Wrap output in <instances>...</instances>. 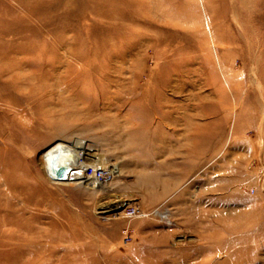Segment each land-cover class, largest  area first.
I'll return each mask as SVG.
<instances>
[{
	"label": "rangeland",
	"instance_id": "374dc122",
	"mask_svg": "<svg viewBox=\"0 0 264 264\" xmlns=\"http://www.w3.org/2000/svg\"><path fill=\"white\" fill-rule=\"evenodd\" d=\"M0 208V264H264V0H0Z\"/></svg>",
	"mask_w": 264,
	"mask_h": 264
},
{
	"label": "bare ground",
	"instance_id": "6f19581e",
	"mask_svg": "<svg viewBox=\"0 0 264 264\" xmlns=\"http://www.w3.org/2000/svg\"><path fill=\"white\" fill-rule=\"evenodd\" d=\"M77 150H78V152H77ZM75 153L76 154L80 153L82 155L83 160L86 159L85 158L86 156L92 157L90 150L88 148L76 147L75 145L65 144L62 141L57 142L56 144H54V146L52 148H50L45 153H43L41 156V161H42V164H43V167H44V170H45L47 176L53 181L79 182V180H81V179H86V180L92 179L95 183H98V181H99L98 179H93V178L86 176L87 169L88 168L96 169L94 167L95 165L93 164V166H92V165H90V163L87 164L86 162H83L82 164H80L78 161V157ZM84 172H85V177H83V175H82ZM110 181L111 180H107L104 183H108ZM80 183H82V182H80ZM26 202H30V200H27ZM36 203H37V201H36ZM23 210H24V208L21 209V211H23ZM0 211H1V208H0ZM162 217H164V214L162 215ZM2 220H3V222H7V220L5 218H2ZM18 233L20 234V232H18ZM23 239L28 243L26 244L24 242V244L17 245V249L15 252L18 254H22V253L28 251L29 249L26 250V248H27L26 246H28L29 248H31V246H32V242L29 241V239H27V238H23Z\"/></svg>",
	"mask_w": 264,
	"mask_h": 264
},
{
	"label": "built area",
	"instance_id": "2783aa9c",
	"mask_svg": "<svg viewBox=\"0 0 264 264\" xmlns=\"http://www.w3.org/2000/svg\"><path fill=\"white\" fill-rule=\"evenodd\" d=\"M86 176L93 178V179H98L100 182H106L107 180H111L112 179V175L109 172L108 169L106 168H100V167H96V169L94 168H88L86 171ZM142 215L141 211L138 210L137 208H129L127 210V216L128 217H137ZM126 243L129 242V240H131V236L126 232Z\"/></svg>",
	"mask_w": 264,
	"mask_h": 264
}]
</instances>
